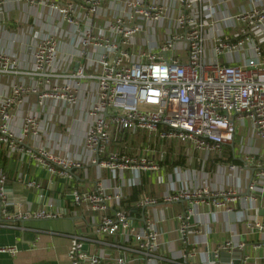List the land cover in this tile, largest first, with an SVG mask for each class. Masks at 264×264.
Segmentation results:
<instances>
[{
	"label": "built area",
	"instance_id": "2783aa9c",
	"mask_svg": "<svg viewBox=\"0 0 264 264\" xmlns=\"http://www.w3.org/2000/svg\"><path fill=\"white\" fill-rule=\"evenodd\" d=\"M36 3L39 0H30ZM104 0H84L92 14H96ZM129 6L128 15H117L114 21H109L106 29L99 30L94 35L91 26L78 32L77 45H80L79 56L88 57L91 45L104 48L102 57L90 60L87 65H79L69 74L74 77H85L86 67L91 72L88 76L95 78L96 99L89 111V124L84 137L85 146L91 159L99 168V179L94 187L75 188L71 190V201L74 209L70 215L77 216V208L83 212H92L94 222L91 228L93 240H101V244L113 245L117 253L101 248L95 253H89L84 248L89 235L72 234L73 247L69 253L71 264H163L157 255L163 242L156 222L149 213L145 216L142 226H137L130 216V211L124 207L126 196L125 172L133 175L129 186L139 184L143 171H158L159 166L151 151L147 154L139 150V155L128 156L117 151H110L113 131H128L130 135L139 130L155 132L164 140H176L181 144L193 143L194 147L205 153L222 154L225 145H232L234 155L235 140L238 127L250 124V130L255 139L264 140V53L261 43H251L250 36H242L246 30L233 35L220 34L213 37V56H207V37L204 34L206 21L200 20L195 13L198 0H174L180 6L174 26L176 30L160 39L153 48L142 49L140 53L131 52L135 44V36L143 30V24L135 22L143 18L146 22L163 24L167 5L164 0H155L146 4L145 0H126ZM5 0H0V5ZM72 24H78V16L74 3L65 5L52 4ZM203 11H207L203 7ZM261 21L260 11L253 10L243 14L238 20L248 26L258 25ZM2 18L0 17V23ZM106 30L109 31L107 35ZM184 42L183 52L172 55L178 43ZM58 41L53 35L41 38L34 50L33 73L38 75L43 85L42 98L53 97L65 100L69 104L77 102L71 85L60 86L54 78L60 76L56 66ZM247 51L244 62L236 61L222 63L220 56ZM14 64V62H12ZM10 68L9 56L0 51V75ZM78 82L74 87L78 88ZM37 87L32 88L37 91ZM29 89L23 85H13L9 95L0 100V144L6 146L9 155H26L36 159L50 174L71 178L73 168H80L81 159L65 158L57 155L45 146L36 149H25L24 140L31 135L38 137L41 132L40 115L29 112L25 115L21 131L17 134L10 127V110L16 104L20 94ZM161 126L163 128H161ZM263 150H248L237 152L242 155L241 168L250 171L247 177L246 189L248 195L240 197L238 190L212 189L207 187L171 188L162 197L161 203L171 205L179 201H188L189 208L184 214L178 215L181 240L188 242V234L192 233L190 222L192 215L200 205L214 206L227 211L237 207L241 201L257 204L264 198V153ZM107 154V157H105ZM236 170L237 165L227 166ZM111 172L113 184L106 183L102 172ZM18 179L28 188L41 189L39 197L44 198L41 185L35 180L25 179L19 174ZM161 182V175L158 176ZM8 174L0 165V226L8 225L3 220L12 219H57L65 214L50 207L38 210L27 208L22 210V196L10 194ZM158 199L143 195L137 202L138 206L151 208L158 205ZM239 201V202H238ZM68 214V213H66ZM246 216V215H245ZM245 227L247 230H258L263 233L264 221L254 220L247 214ZM9 226V225H8ZM114 243H109L108 238ZM264 246V241L259 244ZM238 249L241 254V264H246L247 245L245 242L229 239L218 246L214 257L208 264H219L217 259L222 251L233 253ZM0 252L16 255L19 249L15 245H0ZM183 259L195 256L193 249L187 248L180 254ZM217 258V259H216ZM228 264H233L230 259Z\"/></svg>",
	"mask_w": 264,
	"mask_h": 264
},
{
	"label": "crops",
	"instance_id": "0c3cea01",
	"mask_svg": "<svg viewBox=\"0 0 264 264\" xmlns=\"http://www.w3.org/2000/svg\"><path fill=\"white\" fill-rule=\"evenodd\" d=\"M153 1L145 0V3ZM164 1L167 10L163 24H151L143 18H136L135 22L144 27L135 36V44L130 49L132 53L138 54L142 49L153 48L162 37L176 30L174 23L180 6L174 0ZM71 2L75 4L76 16L80 20L77 25L69 23L59 11L51 7L52 4L65 5ZM195 6V13L200 20L206 21L204 34L208 40V58L213 56V37L220 34L233 35L247 29L242 36H250L252 39L248 49H251L252 44H258L264 36V0H198ZM203 7L207 9L206 12ZM255 9L263 11L260 12L261 21L255 20L258 25L246 26L238 20L239 16ZM128 13L126 0H104L96 14L90 12L84 0H39L36 3L30 0H5L0 5V51L8 54L10 62L9 71L0 75V100L9 95L13 85H23L29 89L20 94L10 110V127L18 134L25 115L37 112L42 130L38 137H26L25 149L45 146L65 158L83 160L80 168L72 169L71 178L53 176L36 159L28 155L23 158L18 154L9 155L6 146L0 144V165L8 174V190L15 196H22V210H38L52 204L54 210L65 214L57 219L3 220L9 226H0V245H15L19 252L16 255L0 252V264H71L69 253L74 244L71 236L75 233L89 235L90 238L84 242V248L89 253H95L103 247L113 253L118 252L113 245H104L101 240L91 239L94 238L90 232L94 222L92 212H83L77 208L79 215L69 214L74 209L71 190L94 187L99 179V168L88 161L91 154L84 140L89 111L97 96L96 80L88 76L92 70L89 67H86L85 77L76 78L69 73L83 63L87 65L88 61L101 58L104 52V48L91 45L88 57L79 56L81 46L77 45L78 32L91 26L96 35L99 30L106 29L107 23L114 21L117 15L126 17ZM106 33L108 35L109 31L106 30ZM45 35H53L58 41L56 66L59 67L60 76L54 80L57 79L60 86H72V92L77 96V102L73 105L65 100L41 97L44 89L39 76L33 73V54L36 45ZM184 44L178 43L169 54L184 53ZM261 47L264 53V43H261ZM247 51L221 55L220 61L242 63L248 55ZM75 82H78V88L74 87ZM35 87L37 91L32 90ZM260 141L256 139L258 147L254 146L253 150L261 149ZM109 150L131 157L139 155V150L146 154L151 151L150 157H155L158 171H143L139 184L131 186L129 179L133 174L125 172V179L121 183L125 185L126 191L124 207L130 211L135 224L144 225L145 216L152 214L163 242L157 252L163 264H208L215 259V249L229 239L246 243L249 256L246 264H264V246H259L264 241L263 233L258 230L249 231L244 224L247 214L254 220L264 221V198H260L257 204L241 201L231 211L208 205L198 206L190 219L195 227L188 234L187 243L180 238L178 215L186 213L189 202L183 200L169 206L161 203L162 197L171 188H234L239 191L240 197L248 195L246 183L250 171L239 167L242 155L237 152L234 155L232 145H225L219 155L202 152L191 142L181 144L176 140H164L157 133L147 130H139L134 135L128 131L114 130ZM230 164L237 165V169L230 170L227 167ZM19 174L39 183L44 198L39 197L41 189L26 187L18 179ZM159 175L161 182L158 180ZM110 176L111 172L104 169L101 179L113 184ZM144 194L156 197L158 205L151 208L138 206L137 202ZM108 241L115 242L110 237ZM186 248L190 251L193 249V258H181L180 254ZM217 261L219 264H228L230 259L223 261L219 256Z\"/></svg>",
	"mask_w": 264,
	"mask_h": 264
},
{
	"label": "rangeland",
	"instance_id": "374dc122",
	"mask_svg": "<svg viewBox=\"0 0 264 264\" xmlns=\"http://www.w3.org/2000/svg\"><path fill=\"white\" fill-rule=\"evenodd\" d=\"M260 12H263V11L260 10ZM251 129H250V124L248 122L238 127V133H237L236 140H235V151L236 152L244 151L245 147L248 150L255 149L254 146L258 147L255 136L250 131ZM259 145H260L259 147L261 148V150H263L262 153H264V140H261Z\"/></svg>",
	"mask_w": 264,
	"mask_h": 264
},
{
	"label": "water",
	"instance_id": "95a60500",
	"mask_svg": "<svg viewBox=\"0 0 264 264\" xmlns=\"http://www.w3.org/2000/svg\"><path fill=\"white\" fill-rule=\"evenodd\" d=\"M240 253H242V252H240L238 249L233 251V253L222 251L220 253V258H222L223 261H229V259H231V257H233V264H241L242 261H241V254Z\"/></svg>",
	"mask_w": 264,
	"mask_h": 264
},
{
	"label": "trees",
	"instance_id": "16d2710c",
	"mask_svg": "<svg viewBox=\"0 0 264 264\" xmlns=\"http://www.w3.org/2000/svg\"><path fill=\"white\" fill-rule=\"evenodd\" d=\"M134 197H136V196H134Z\"/></svg>",
	"mask_w": 264,
	"mask_h": 264
}]
</instances>
